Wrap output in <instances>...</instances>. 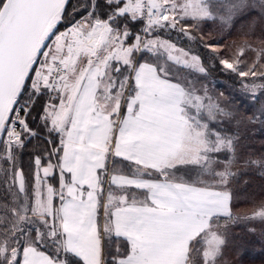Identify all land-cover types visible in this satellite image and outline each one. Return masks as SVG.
<instances>
[{"label":"snow or ice","instance_id":"6c2138e0","mask_svg":"<svg viewBox=\"0 0 264 264\" xmlns=\"http://www.w3.org/2000/svg\"><path fill=\"white\" fill-rule=\"evenodd\" d=\"M256 222L264 0H0V264H233Z\"/></svg>","mask_w":264,"mask_h":264},{"label":"trees","instance_id":"16d2710c","mask_svg":"<svg viewBox=\"0 0 264 264\" xmlns=\"http://www.w3.org/2000/svg\"><path fill=\"white\" fill-rule=\"evenodd\" d=\"M223 77L217 76L216 78V87L223 89L224 87H226L225 83H222L221 81H223ZM255 137H256V145L257 147L259 146V139H260V132L259 129H257L254 133ZM247 203H239L236 206L238 207L239 205H243ZM261 227L264 226H260L257 228V230H259ZM234 231H239V232H245L246 228L242 225H239ZM247 243L243 246V248L239 251V253H237V251L235 249L230 250L228 255L230 256V258L233 260V264H245V263H252V260L248 261L246 258L248 254V250L250 251H258V250H262L264 247L261 246V242L258 239V232L257 235L255 236H250L247 237ZM256 260V262L258 264H264V258H254ZM254 263V262H253Z\"/></svg>","mask_w":264,"mask_h":264},{"label":"rangeland","instance_id":"374dc122","mask_svg":"<svg viewBox=\"0 0 264 264\" xmlns=\"http://www.w3.org/2000/svg\"><path fill=\"white\" fill-rule=\"evenodd\" d=\"M247 207H249V205L243 204V205H239L238 207L236 206L235 210L243 211ZM239 225L244 226L246 229L250 226L249 224H247L245 222H239L237 225H235V227H237ZM260 226H262V225L259 222H256L255 227L258 228ZM235 229L236 228H234L233 230H235ZM246 255L248 257L246 259L248 261L252 260V263H245V264H258L254 258H264V248L262 250H258V251H250V250H248V254H246Z\"/></svg>","mask_w":264,"mask_h":264}]
</instances>
